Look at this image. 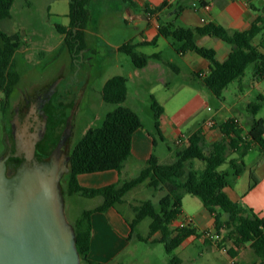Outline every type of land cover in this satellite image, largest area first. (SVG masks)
I'll return each instance as SVG.
<instances>
[{"label": "trees", "instance_id": "16d2710c", "mask_svg": "<svg viewBox=\"0 0 264 264\" xmlns=\"http://www.w3.org/2000/svg\"><path fill=\"white\" fill-rule=\"evenodd\" d=\"M90 2L91 0H69V28L56 26L64 35L66 45L72 53H76L80 46L85 45L84 34L90 21L88 9ZM14 3L15 0H0V89L5 95L2 105L4 114L9 109L14 88L21 79L20 74L13 70V61L22 36L20 33L9 34L1 27L3 20L12 17ZM164 5L149 9L148 12L160 10ZM159 35L168 39L178 53L194 52L210 62V72L205 76L202 74L196 76L201 77L203 83L220 99L232 82L244 77L251 64H254V79L264 80V9L251 27L243 31H230L216 22L201 27H184L175 22H167L159 25ZM202 36L216 37L230 45L228 57L224 61H219L215 48L199 45L197 39ZM136 48L137 45L125 42L118 50L127 54L137 68H144L152 58L160 57L159 54L140 53ZM168 65L173 67L171 63ZM102 98L106 103L116 104L117 107L107 113L101 125L89 128L70 151L69 171L64 176L65 186L62 187L64 197L79 195L86 198L98 196L103 198L101 205L84 210L72 223L82 263L95 264L90 259L93 214L117 207L128 193L140 185H146L153 190L162 188L165 195L157 205L151 200L133 205L135 217L129 222L131 228L129 237H132L136 227L146 218L151 219L149 237L138 238L163 243L169 255H173L189 237L194 235L201 237L202 234L198 233L193 224L186 227L173 224L183 214L185 196L190 195L199 198L214 217V236H207L208 232L203 233L207 245H215L220 250H226L232 259L238 257L240 249L249 246L258 259H264V216L234 202L225 192V188L230 184V177H238L244 172L246 165L243 157L254 144L264 154L263 118L253 117L247 133L237 119L230 118L218 123L223 137L213 144H208L204 131L198 129L177 148L173 162L161 163L153 153L137 177L116 184L90 188L79 183V176L112 170L121 173L125 163L132 156L134 135L144 127L138 112L125 105L128 99L126 77L110 78L104 84ZM263 106L264 96L259 95L256 102L249 104L248 110L256 116ZM151 108L156 129L159 131V121L164 107L152 97ZM67 121L68 117L62 116L56 124V127L61 128L57 140L65 130ZM9 137L11 140L12 131L6 134L7 142ZM231 150L237 154L236 157L228 158ZM18 161V158L12 156L7 165H14L17 168ZM226 164L231 171L221 169ZM157 233H160L159 238L150 239ZM216 235L220 238L214 239ZM229 243L232 245L229 246ZM181 263L182 260L177 256L170 259V264Z\"/></svg>", "mask_w": 264, "mask_h": 264}, {"label": "rangeland", "instance_id": "374dc122", "mask_svg": "<svg viewBox=\"0 0 264 264\" xmlns=\"http://www.w3.org/2000/svg\"><path fill=\"white\" fill-rule=\"evenodd\" d=\"M123 5L122 0H91L88 5L90 21L84 34L85 45L72 53L64 35L56 27L69 28V0H15L12 17L3 20L1 27L9 34L20 33L22 36L13 61V70L20 74L21 79L14 88L6 114L2 110L5 95L0 89V156L6 152L7 132L12 131L13 134L14 131V112L26 99H36L39 92L53 84L57 85L59 99L64 103L60 114L68 119L72 117L67 142L69 153L89 128L101 125L107 113L117 107L102 98L104 84L114 76L128 79L125 105L139 113L144 127L149 130H153L155 121L151 108L152 97L167 109L173 121L186 122L185 131L194 129L197 122L216 111L219 112V123L236 116L247 129H250L249 123L253 117L262 116V110L256 116L248 110L249 104L256 102L259 95L264 96V80L254 79V64L248 66L241 80H235L224 90L221 99L203 84L200 77L190 76L189 67L172 48H160L163 50V60L174 59L181 66L180 74L162 60H151L143 69L135 67L131 58L120 52L117 46L126 42L129 35L144 31L147 23L137 20L139 24L136 25L126 14ZM140 49L148 55L158 51L152 45ZM208 106L213 108V112L207 111ZM155 137L158 153H167L168 147L175 149L171 141L162 140L157 134ZM134 162L127 163L122 180L139 175L141 168L137 164L140 162ZM228 168L227 164L221 167L224 170ZM60 184L61 187L65 186L64 178ZM164 195L165 190L162 188L153 190L140 185L126 195L125 200L132 204L151 200L157 205ZM102 199L100 196H65L68 221L74 223L84 210L98 206ZM117 207L124 216L134 218V212L127 203L118 204ZM183 208L194 215L203 208V204L199 198L189 195L184 200ZM150 223V218L143 220L120 256L109 264H170L173 256L179 257L181 264H232L227 253L214 251L199 238L178 247L173 255H169L163 243L138 238L149 237ZM174 226H179L178 221ZM159 237L160 233H157L150 239Z\"/></svg>", "mask_w": 264, "mask_h": 264}, {"label": "crops", "instance_id": "0c3cea01", "mask_svg": "<svg viewBox=\"0 0 264 264\" xmlns=\"http://www.w3.org/2000/svg\"><path fill=\"white\" fill-rule=\"evenodd\" d=\"M122 2L124 4L123 7L125 12L130 20L136 22V25L139 24V21H145L147 23L144 31H138L136 34L129 35L126 42H131L137 45L136 49L140 53H143L140 48L145 45H152L158 51L150 55L159 54L160 57L152 58L151 60H162L167 64L171 63L173 65L171 68H173L176 73L180 74L182 70L181 66L175 63L174 59H172L173 61L163 60V50L160 48L162 46L168 50H171L172 48L177 57L189 67L190 76L197 74H202V76L207 75L211 70L210 62L194 52H187L185 54L178 53L168 39L159 35V25L161 23L175 22V24L184 27H201L208 23L216 22L230 31H243L251 27L252 23L256 21L264 9V0L253 1L250 4L246 3L244 0H131V2H125L122 0ZM163 4L165 5L162 9L156 10L153 13L148 12L149 9H156ZM154 40L156 41L154 42ZM197 43L201 46L215 48L217 51V59L219 61H224L231 51L230 45L216 37L202 36L197 39ZM121 45L122 44L117 47L119 48ZM151 60L148 65L151 63ZM229 110L231 111V108H229ZM261 110L263 111V114L260 118H263L264 120V106ZM207 111L213 112V108L208 106ZM171 118L172 117H169V114L167 113V109L164 107V112L159 121V131L156 129L154 121L153 130L143 127L135 133L132 145V156L125 163L121 173L112 170L99 172L101 173L99 174L100 176L82 174L78 178L79 183L82 186L90 188L119 183L123 181V171H125L126 165L129 161H132L133 163H135L134 161L140 162V164L137 165L140 166L141 172L143 168L141 166L146 164L147 160L153 153L157 155L161 163H169L175 159L177 148L184 144L188 137L198 129L204 131L208 144H213L223 137V133L218 127V111L207 115L201 122L199 121L196 123L194 129L188 131H185V128H187L186 122L182 124V121L175 122ZM230 118L237 119L244 132L247 133L249 129L244 128L241 121L236 116L228 117V119ZM209 119H214L217 122L216 125L213 127L206 126L205 123ZM251 122L249 125H251ZM156 134L159 135L162 140L171 141L175 149L171 150V148L168 147L167 153H158L159 146L157 145ZM236 156L237 154L231 150L228 158H234ZM243 160L246 165L244 172L238 177H230V184L225 188V192L234 202L249 207L260 216H264V154L260 151L259 147L254 144L245 154ZM226 170L231 171L230 168ZM188 196L189 195L185 196L184 200ZM125 201L124 198L122 203H127L129 208L133 211V205L137 204ZM102 202L99 205H101ZM182 211V216L173 224L177 221L179 224L183 219L191 218L194 227L197 229L198 233L202 234V236H191L186 239L181 246L186 245L187 243H192L198 238L206 244L203 233L210 232L212 235L215 234L213 215L204 206L202 209L198 210L196 214L193 213L194 215L190 214L189 211L183 207ZM77 219L78 218H76L75 221ZM133 219V217L128 218L124 216L118 207H112L106 212H96L93 214V234L90 259L94 261L95 264H109L120 256L121 252L128 244L127 241L130 239L131 228L129 222ZM231 245L232 244L229 243V246ZM209 247L214 251H220L215 245ZM249 248V246H246L240 249L239 255L235 259H232L225 250L222 251L227 253L231 263L264 264V259H258L253 250Z\"/></svg>", "mask_w": 264, "mask_h": 264}, {"label": "water", "instance_id": "95a60500", "mask_svg": "<svg viewBox=\"0 0 264 264\" xmlns=\"http://www.w3.org/2000/svg\"><path fill=\"white\" fill-rule=\"evenodd\" d=\"M16 116L13 134L15 152L8 138L0 156V264H82L74 226L68 221L62 178L69 171L70 156L65 154L72 117L61 136L60 159L44 163L36 159V145L27 127L19 133ZM25 157L16 172L7 161Z\"/></svg>", "mask_w": 264, "mask_h": 264}, {"label": "flooded vegetation", "instance_id": "af4514ba", "mask_svg": "<svg viewBox=\"0 0 264 264\" xmlns=\"http://www.w3.org/2000/svg\"><path fill=\"white\" fill-rule=\"evenodd\" d=\"M59 97L57 85L53 84L42 92H39L36 99H26L23 105L17 108L18 110L13 114V116L16 117L18 115L19 117V133H22L23 128L27 127L33 138L37 135L38 137L42 136L37 142L35 157L37 160L44 163H50L55 159H60L62 162L64 155L59 146L61 137L57 140L60 128L58 126L56 127V124L62 117L60 111L62 109L61 106L64 105ZM66 104H68V100H66ZM11 142L14 149L13 152H15L16 140L14 135H12ZM65 154L69 155L67 147ZM15 158L19 159L18 167L15 168L14 165L8 166V168L14 172L26 162L25 157L18 156ZM61 164H63V162Z\"/></svg>", "mask_w": 264, "mask_h": 264}, {"label": "built area", "instance_id": "2783aa9c", "mask_svg": "<svg viewBox=\"0 0 264 264\" xmlns=\"http://www.w3.org/2000/svg\"><path fill=\"white\" fill-rule=\"evenodd\" d=\"M246 3H251L253 1H258V0H244ZM216 121L214 119H209L206 121L205 125L208 127H213L216 125ZM190 224H193V221L191 218H185L182 221H180V223L178 224L180 227H186ZM207 236H214V234L212 235L210 232L207 233ZM214 238H220V236L216 235Z\"/></svg>", "mask_w": 264, "mask_h": 264}]
</instances>
